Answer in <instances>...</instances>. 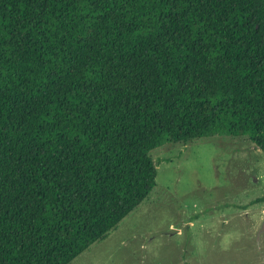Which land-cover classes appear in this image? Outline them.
I'll return each mask as SVG.
<instances>
[{
    "label": "trees",
    "instance_id": "16d2710c",
    "mask_svg": "<svg viewBox=\"0 0 264 264\" xmlns=\"http://www.w3.org/2000/svg\"><path fill=\"white\" fill-rule=\"evenodd\" d=\"M220 134L264 153V0H0V264H68Z\"/></svg>",
    "mask_w": 264,
    "mask_h": 264
},
{
    "label": "rangeland",
    "instance_id": "374dc122",
    "mask_svg": "<svg viewBox=\"0 0 264 264\" xmlns=\"http://www.w3.org/2000/svg\"><path fill=\"white\" fill-rule=\"evenodd\" d=\"M149 154L155 186L68 264H264V153L248 136L168 142Z\"/></svg>",
    "mask_w": 264,
    "mask_h": 264
}]
</instances>
